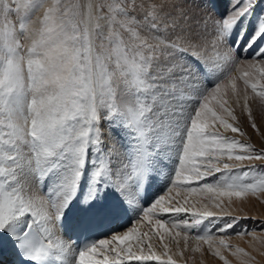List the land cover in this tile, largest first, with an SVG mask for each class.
Wrapping results in <instances>:
<instances>
[{
    "label": "snow or ice",
    "instance_id": "obj_1",
    "mask_svg": "<svg viewBox=\"0 0 264 264\" xmlns=\"http://www.w3.org/2000/svg\"><path fill=\"white\" fill-rule=\"evenodd\" d=\"M191 3L0 0V264L248 255L223 205L264 193V148L224 133L241 101L258 131L264 0Z\"/></svg>",
    "mask_w": 264,
    "mask_h": 264
},
{
    "label": "rangeland",
    "instance_id": "obj_2",
    "mask_svg": "<svg viewBox=\"0 0 264 264\" xmlns=\"http://www.w3.org/2000/svg\"><path fill=\"white\" fill-rule=\"evenodd\" d=\"M49 0H45V6H47ZM83 2V1H82ZM189 8L193 7L191 0L187 5ZM39 13L33 16V20L36 19ZM241 88L243 85L241 83ZM241 107H235V115L238 120L237 126L245 133L243 136L236 135L232 132L224 133L227 136L234 137L243 143L251 144L255 149L260 150L264 148V105H261L256 100H250L249 105L252 109V117L255 121L258 131H254L251 127V123L248 120L246 113L242 111ZM105 135L107 133V127L104 129ZM223 132V129H220ZM257 165L264 166V161L253 162ZM164 185L159 186L158 191L153 190L152 194H163ZM259 198L251 195L244 199L236 200L233 198L231 204L226 200L223 207L227 210L229 215L225 216L224 220H232L239 218L238 223L234 225L233 229H229V232L247 231L251 235L237 236L231 235L227 238V242L232 246V250L235 248H241L248 255H240L239 258L231 254V250H222V254L229 261V264H264V193L258 194ZM215 210V209H214ZM255 237V239L253 238ZM159 245V240L154 241ZM180 248L183 250V241L180 243ZM170 254L176 252V245L173 242L170 244ZM158 252H162L163 248L158 247ZM173 258L177 261V264H223L219 258L211 255L207 246H203L202 252H193L191 246L187 251H183L182 256L174 255ZM149 264H156V262H150Z\"/></svg>",
    "mask_w": 264,
    "mask_h": 264
},
{
    "label": "bare ground",
    "instance_id": "obj_3",
    "mask_svg": "<svg viewBox=\"0 0 264 264\" xmlns=\"http://www.w3.org/2000/svg\"><path fill=\"white\" fill-rule=\"evenodd\" d=\"M83 1V0H82ZM38 14V13H37ZM106 136H107V134H106ZM158 189H159V187L158 188H156L155 189V191L157 190L158 191ZM158 194V193H157ZM160 194V193H159ZM150 195H152V193H150ZM127 225V224H126ZM143 230H147V229H143ZM65 238V237H64ZM65 240H67L66 238H65ZM150 263V262H149ZM153 263V262H152ZM132 264H137V262H132Z\"/></svg>",
    "mask_w": 264,
    "mask_h": 264
}]
</instances>
